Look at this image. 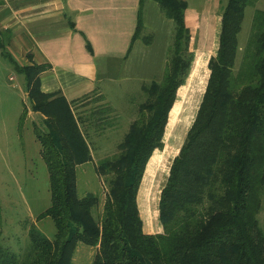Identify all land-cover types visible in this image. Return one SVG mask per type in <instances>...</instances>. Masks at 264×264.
Instances as JSON below:
<instances>
[{
    "label": "trees",
    "instance_id": "trees-1",
    "mask_svg": "<svg viewBox=\"0 0 264 264\" xmlns=\"http://www.w3.org/2000/svg\"><path fill=\"white\" fill-rule=\"evenodd\" d=\"M147 1L140 0L133 40L143 31ZM156 1L174 21L164 73L160 81L142 84L146 97L118 152L96 164L107 186L101 208L98 194L79 196L77 169L100 150L95 137L117 125L109 115L112 106L93 108L88 115L77 113L75 105L95 92L69 102L55 92L42 91L41 75L49 65L12 60L25 78L32 113L44 117V127L35 124L34 131L48 168L51 204L37 219L51 217L56 232L49 238L32 224L23 254L0 244V264H72L79 243L97 248L93 264H264V227L259 220L264 193V10L260 8L239 66L236 62L246 8L259 0L225 2L202 100L161 189L162 231H144L140 186L153 153L165 146L171 111L194 59L187 2ZM152 39L144 37L148 43ZM29 110L24 108L20 124Z\"/></svg>",
    "mask_w": 264,
    "mask_h": 264
},
{
    "label": "crops",
    "instance_id": "crops-1",
    "mask_svg": "<svg viewBox=\"0 0 264 264\" xmlns=\"http://www.w3.org/2000/svg\"><path fill=\"white\" fill-rule=\"evenodd\" d=\"M185 1L191 51L195 60L197 54H208V67L218 49L226 0ZM139 7L140 0H0V48L8 53L10 50L19 61L12 56L9 59L19 64L49 65L40 79L46 93L55 92L69 102L94 92L108 98L110 86L116 82L143 84L162 79L174 21L162 12L156 0H148L143 10V31L133 40ZM150 35L153 39L148 43L144 37ZM184 84L171 111L165 145L167 135L180 122L181 110L177 108ZM163 149L153 153L145 174Z\"/></svg>",
    "mask_w": 264,
    "mask_h": 264
},
{
    "label": "rangeland",
    "instance_id": "rangeland-1",
    "mask_svg": "<svg viewBox=\"0 0 264 264\" xmlns=\"http://www.w3.org/2000/svg\"><path fill=\"white\" fill-rule=\"evenodd\" d=\"M257 8L264 10V0L246 8L242 30L238 36L240 48L236 58L237 66L251 38ZM200 43L197 38L196 45L199 46ZM9 55L19 61L10 50ZM10 56L0 48V244L23 254L29 244L28 230L32 224H36L49 238L54 236L56 226L51 217L37 219L38 214L51 204L48 168L34 131L35 124L44 127V117H35L32 113L25 78L17 72ZM207 56L208 54H197L196 60L193 59L195 62L182 88L183 94L177 108L181 110L178 117L180 122L166 138L167 145L150 162L139 190V206L146 232L162 231L158 218L161 189L202 100L210 72L206 66ZM141 86V82H116L108 91L110 101L102 93L95 92L90 98L75 105V111L83 115H88L93 108L110 105L112 109L109 115L117 124L95 137L96 146L100 150L94 152L92 161L77 169L79 196L98 194L101 199L100 208L105 201L107 186L98 175L96 164L102 158L118 152V144L128 131L130 123L138 117V105L146 97ZM25 107L30 109L29 114L24 123L20 124ZM259 220L264 227V193ZM96 251L94 246L79 243L72 264H93Z\"/></svg>",
    "mask_w": 264,
    "mask_h": 264
}]
</instances>
